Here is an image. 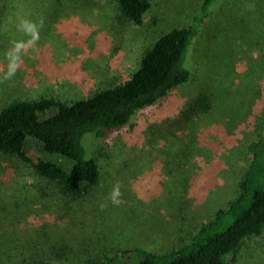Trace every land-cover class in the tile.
I'll return each mask as SVG.
<instances>
[{
    "label": "rangeland",
    "instance_id": "rangeland-1",
    "mask_svg": "<svg viewBox=\"0 0 264 264\" xmlns=\"http://www.w3.org/2000/svg\"><path fill=\"white\" fill-rule=\"evenodd\" d=\"M202 1L151 0L138 25L114 14L113 0L99 11L90 0H0V109L17 98L50 95L70 103L125 82L159 36L193 22ZM187 53L197 71L190 83L105 137L83 136L101 167L87 195L71 199L50 183L30 186L35 180L26 168L18 183L1 178L9 191L1 197L0 264L41 258L77 264L113 254L118 257L109 264H117L140 256L131 249L166 262L176 249H191L226 228L248 206L264 185L258 163L264 159V142L258 144L264 135V0H215ZM203 92L210 108L184 117ZM170 130H177L175 137H165ZM24 150L33 161L70 169L36 140L27 139ZM241 194L234 210L197 233ZM123 250L130 251L121 256ZM232 264H264V234L247 241Z\"/></svg>",
    "mask_w": 264,
    "mask_h": 264
},
{
    "label": "trees",
    "instance_id": "trees-1",
    "mask_svg": "<svg viewBox=\"0 0 264 264\" xmlns=\"http://www.w3.org/2000/svg\"><path fill=\"white\" fill-rule=\"evenodd\" d=\"M214 1L203 0L200 5L201 11L193 17L191 24L172 28L159 36L152 46L144 51L139 66L125 82L70 103L50 95L17 98L1 108L0 156L5 157L7 162H0V205L4 203L3 194L8 193L9 189V187L5 189L7 185L1 178L8 179L9 176L12 181L15 179L18 183L17 175L19 176V172L25 168L35 180L27 181L30 186L40 185L42 182L50 183L51 187L57 188L71 199L84 197L96 187L101 176L100 163L94 156L87 154L82 142L83 136L86 133L94 134L96 137L107 136L116 131L113 129L128 123L137 111L156 105L169 96L173 89L194 79V73L197 74V71L192 69V60L189 64L187 52ZM105 2L106 0H90L89 6L99 11L103 9ZM113 2L114 14L138 25L142 23L144 15L152 6L151 0ZM50 108H56L54 114L41 118L40 113ZM209 108L210 96L203 92L191 100L182 113L184 117L192 119ZM176 132L177 130L167 131L165 137H175ZM155 137L156 135L153 140ZM27 139L41 143L43 151L47 154L68 160L71 164L70 169L65 170L51 160L30 159L24 150ZM263 142L264 135L258 144L261 145ZM258 163H261V166L258 165L264 172V159L258 160ZM10 168L13 169L15 177L14 174L6 173ZM262 176L264 178V175ZM249 180L250 177L247 176L243 181V189L246 190L245 186ZM242 197V194L239 195L226 208L220 209L215 219L205 226L203 224L197 233L205 234L204 232L211 228L222 214L234 210ZM1 207L2 205L0 209ZM1 216L3 214L0 211ZM261 234H264V185L253 192L248 206L236 214L226 228L217 233L206 234L196 241L191 249L183 247L176 249L172 253V258L166 262L161 261L160 254L149 252L142 255L138 249H131V252L140 256L132 260L124 259L117 264H232L244 244ZM129 251L123 250L121 256ZM2 253L0 249V261L4 258ZM230 256L232 258L228 261L227 257ZM115 257L118 255H105L101 259L92 255L77 264H109ZM30 264L61 263L41 258L32 260Z\"/></svg>",
    "mask_w": 264,
    "mask_h": 264
}]
</instances>
